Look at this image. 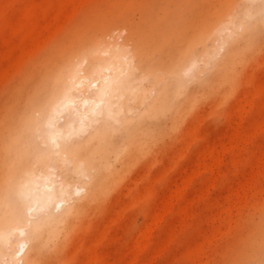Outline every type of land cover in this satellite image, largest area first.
<instances>
[{
	"label": "bare ground",
	"instance_id": "1",
	"mask_svg": "<svg viewBox=\"0 0 264 264\" xmlns=\"http://www.w3.org/2000/svg\"><path fill=\"white\" fill-rule=\"evenodd\" d=\"M66 2L70 9L81 3ZM151 14L157 29L143 36L133 29L124 36L127 28L111 17L58 35L56 27L47 32L55 20H45V8L33 2V45L42 50L29 70L38 77L0 130V264H51L76 222L109 190L116 163L153 146L166 119L178 120L193 103L189 97L237 76L256 51L264 0H171ZM17 49H0V62ZM27 51L17 61L29 58ZM258 242L250 247L264 264V235Z\"/></svg>",
	"mask_w": 264,
	"mask_h": 264
},
{
	"label": "rangeland",
	"instance_id": "2",
	"mask_svg": "<svg viewBox=\"0 0 264 264\" xmlns=\"http://www.w3.org/2000/svg\"><path fill=\"white\" fill-rule=\"evenodd\" d=\"M34 1L45 8V20H55L48 33L111 17L127 28L124 36L131 29L146 34L151 13L171 2L74 0L79 8L70 9L67 0H0V49L18 47L17 56L0 62V130L38 77L29 70L42 50L33 45L30 28ZM225 1L234 6L240 0ZM256 39V51L230 84L189 97L193 103L178 120L166 119L153 146L116 163L109 190L76 222L51 264H91L94 256L92 264H262L250 242L264 235V21ZM27 50L29 58L17 61Z\"/></svg>",
	"mask_w": 264,
	"mask_h": 264
}]
</instances>
